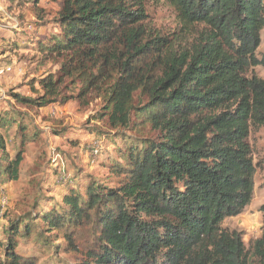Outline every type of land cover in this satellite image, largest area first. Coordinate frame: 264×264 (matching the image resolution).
Wrapping results in <instances>:
<instances>
[{
  "label": "trees",
  "instance_id": "trees-1",
  "mask_svg": "<svg viewBox=\"0 0 264 264\" xmlns=\"http://www.w3.org/2000/svg\"><path fill=\"white\" fill-rule=\"evenodd\" d=\"M144 1L63 0L51 48L63 58L60 78L42 80L40 104L58 100L65 78H80V94L100 93L113 128L138 115L157 137L126 157L120 187L66 197L52 223L91 224L100 212L83 264H264V205L252 251L242 232L223 227L254 196L249 136L264 127V80L248 73L264 67V0H167L184 29L167 36L148 27ZM197 26L205 28L184 40ZM21 162L7 168L14 180ZM9 252L10 264H24Z\"/></svg>",
  "mask_w": 264,
  "mask_h": 264
},
{
  "label": "rangeland",
  "instance_id": "rangeland-1",
  "mask_svg": "<svg viewBox=\"0 0 264 264\" xmlns=\"http://www.w3.org/2000/svg\"><path fill=\"white\" fill-rule=\"evenodd\" d=\"M62 4L63 0H0V20L5 25L0 35V67L12 68L0 83L4 143L3 148L0 144V264L11 263L10 247L24 264H83L100 212L94 210L91 224L54 226L52 222L66 209L65 198L76 192L87 197L89 185L117 189L125 176L116 171L127 166L129 153L142 149L143 140L157 137L138 115L128 127L113 128L100 93L91 88L86 96L80 94L84 87L80 78H65L58 100L40 104L45 95L42 80L60 78L63 58L51 53V48L56 43L53 37L62 34ZM144 5L147 25L155 33H182L167 0H145ZM204 28L185 31L184 40H192ZM263 54L264 31L257 56ZM253 74L264 80V67L248 73ZM249 144L257 169L253 200L242 214L225 220L223 227L242 232L252 251L263 226L264 127L251 130ZM20 155L18 179L14 180L7 168ZM67 228L76 250L64 238Z\"/></svg>",
  "mask_w": 264,
  "mask_h": 264
},
{
  "label": "built area",
  "instance_id": "built-area-1",
  "mask_svg": "<svg viewBox=\"0 0 264 264\" xmlns=\"http://www.w3.org/2000/svg\"><path fill=\"white\" fill-rule=\"evenodd\" d=\"M5 31V25L0 20V35ZM12 72L11 66L0 67V83L6 73Z\"/></svg>",
  "mask_w": 264,
  "mask_h": 264
},
{
  "label": "crops",
  "instance_id": "crops-1",
  "mask_svg": "<svg viewBox=\"0 0 264 264\" xmlns=\"http://www.w3.org/2000/svg\"><path fill=\"white\" fill-rule=\"evenodd\" d=\"M1 11V10H0Z\"/></svg>",
  "mask_w": 264,
  "mask_h": 264
}]
</instances>
